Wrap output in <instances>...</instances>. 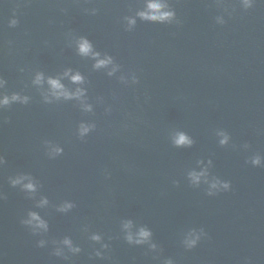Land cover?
Here are the masks:
<instances>
[{"label":"water","instance_id":"obj_1","mask_svg":"<svg viewBox=\"0 0 264 264\" xmlns=\"http://www.w3.org/2000/svg\"><path fill=\"white\" fill-rule=\"evenodd\" d=\"M219 2L166 0L171 23L128 26L145 0H0V95L28 97L0 105V264H264V166L250 163L264 160V0L246 10ZM80 36L112 57L111 76L112 65L94 68L77 52ZM36 72L83 88L91 109L76 98L46 102ZM75 72L82 83L70 80ZM80 123L94 127L81 137ZM177 131L193 143L174 145ZM193 170L209 182L191 183ZM17 176L35 191L11 184ZM213 177L229 190L208 195ZM63 202L75 206L60 212ZM30 210L46 232L20 223ZM125 221L148 228L156 248L128 244ZM190 229L206 236L185 249ZM92 233L109 245L104 258ZM65 237L81 248L68 260L52 254Z\"/></svg>","mask_w":264,"mask_h":264},{"label":"clouds","instance_id":"obj_2","mask_svg":"<svg viewBox=\"0 0 264 264\" xmlns=\"http://www.w3.org/2000/svg\"><path fill=\"white\" fill-rule=\"evenodd\" d=\"M255 3V0H239V4L243 9H249L251 8ZM220 6H223V0L221 2L217 3ZM227 11V8L224 9ZM92 13L94 14L96 9L93 8ZM231 13H229L230 15ZM219 16H217V19H219ZM135 17H139L142 21L146 22H156V23H171L176 18V13L174 9L166 3V0H145V4L143 8L138 9L135 12V16H125L124 19L127 21L128 26H132L136 23ZM225 21H221L223 24ZM176 23H179V20H176ZM16 24V21L13 20L10 22L11 26H14ZM76 50L81 56H90L94 59L93 67L94 68H107V66L112 65L111 68H108V75H112L117 70V65L113 64L112 57L105 54L101 56V54L97 51L93 50L91 42L84 36H80L76 40ZM70 70L65 69L64 75L68 76ZM46 79L47 85H48V94L44 96V100L46 102H50V97L55 99H72L76 98L77 100L81 101L82 107H84L86 110L91 109V105L83 103L84 100V89L77 87L74 91H70L63 83H61L60 78L58 77H52L48 76L47 78L44 77L43 73L36 72L33 78V83L36 85H40L42 82H44ZM83 77L79 72H75L70 75V80L73 83L80 84L83 82ZM123 80V77H121ZM135 82V77L133 78ZM4 81L0 80V85H3ZM28 100L27 96H21L15 92H13L11 95L4 94L0 95V105H8L11 101H20L21 103H26ZM90 127H94V125H88L85 123H80L78 127V131L80 136L82 137L85 133L89 131ZM217 135L220 137L219 143L220 145H225L228 140L229 136L228 134L220 130L218 131ZM172 143L176 146H182V145H191L193 143L192 139L183 131H177L173 137H172ZM244 148H247L248 145L244 144ZM54 152L59 153L61 149L59 147H55L53 149ZM0 162H3V158L0 157ZM250 163L253 166H264V160H262V157L259 154H253L250 157ZM209 164H211V161H209ZM189 180L193 184H198L201 181V178L204 177L205 182L208 183L207 179V173L205 170H201L199 172L193 170L188 173ZM27 181L26 183H21L22 181ZM10 183L13 185L21 184V187L25 189L28 192H34L36 185L32 182L30 177L26 176H17L14 179L10 180ZM230 188V182L226 180H221L219 178L213 177L209 188L206 190L208 195H215L218 192L221 191H228ZM213 189L215 191H213ZM47 200L43 197L39 201V205L46 204ZM75 205L69 202H63L60 205H58L57 210L60 212H65L71 208H73ZM21 224L28 226L31 231L34 234L39 233L41 230L46 232L48 225L44 219L40 217V215L36 211H29L27 213V218L21 219ZM124 231V240L130 244V245H143L148 243L150 248H156L155 244L149 243L151 239V232L148 228L144 226H139L136 228L135 232L131 231L132 228V222L131 221H125L122 225ZM206 236V233L203 229L197 233V230L190 229L188 232L185 233L184 238L182 240V244L185 249H191L195 247L198 243V241L201 240L202 237ZM91 241L97 242L100 244L99 249H94V255L98 258H104L105 253L101 251L102 249H108L109 245L107 243L101 242V236L96 233H92L88 237ZM37 246L38 247H44L45 246V240L39 239L37 240ZM55 243V242H53ZM81 251V248L79 245H76L73 243V241L65 237L63 238L59 244L53 248L52 254L56 257L62 258L64 260H68L69 256L67 253H71L72 255H75ZM164 264H173L172 259H165Z\"/></svg>","mask_w":264,"mask_h":264}]
</instances>
